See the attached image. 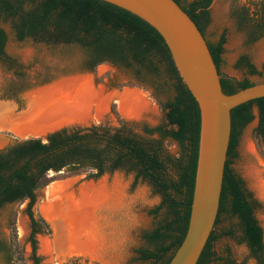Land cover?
I'll list each match as a JSON object with an SVG mask.
<instances>
[{
	"label": "trees",
	"instance_id": "trees-1",
	"mask_svg": "<svg viewBox=\"0 0 264 264\" xmlns=\"http://www.w3.org/2000/svg\"><path fill=\"white\" fill-rule=\"evenodd\" d=\"M174 1L207 40L205 29L211 21L212 0ZM234 15L240 29L247 32L248 42L264 36V0L248 1V5L234 10ZM10 34L20 42L32 40L48 46H76L83 51L82 66L89 72L105 63L127 70L135 83L129 85L151 89L164 113L161 123L151 126L122 118L114 105L116 125L101 122L68 126L52 132L46 140L36 137L15 140L0 151V209L7 203L29 201L27 214L36 264L39 259L35 237L49 227L33 211L36 192L61 176L86 174L87 179L98 180L116 172L133 175V189L139 183H148L162 197L161 204L151 211L160 216V221L156 227L141 233L146 245L134 250L135 261L169 264L189 224L201 114L162 36L139 17L102 0H0V64L15 75H21L22 65L7 53ZM226 42L225 33L215 43L207 40L223 91L232 94L254 83L248 78L238 81L222 75ZM237 67L246 68L250 75L259 74L246 55ZM255 110L259 120L255 138L260 143V138H264V98L244 103L231 112L232 132L219 214L197 264H237L230 253L219 255L214 251L218 238L216 228L223 215L237 220V227L223 234L246 245L256 264H264V231L255 216L258 203L244 180L230 168L241 132L256 118ZM172 142L181 147L177 157L167 150V144ZM9 229V241L0 238V264H25L15 213L10 217Z\"/></svg>",
	"mask_w": 264,
	"mask_h": 264
},
{
	"label": "rangeland",
	"instance_id": "rangeland-1",
	"mask_svg": "<svg viewBox=\"0 0 264 264\" xmlns=\"http://www.w3.org/2000/svg\"><path fill=\"white\" fill-rule=\"evenodd\" d=\"M248 1L256 0H212L211 21L205 29V35L209 42L215 43L223 33L226 34L227 42L220 68L222 75L238 81L248 78L256 84L264 82V36L254 42H248L247 32L240 29L234 15V10L241 8L244 4L248 5ZM6 50L9 55L19 60L22 73L15 75L7 72L0 64V125L2 120H8L11 124V119L17 120L25 115L29 111L35 94H54L58 90L76 91L85 86H91L95 94L94 98L98 96L101 100L100 111L90 110V114L74 119L67 126H90L101 122L116 125V119L112 113L114 105L119 115L126 120L143 121L156 126L164 118V113L151 89L140 85L130 86L129 84L134 83L132 75L123 68L107 63L99 65L93 72L84 70L82 66L84 53L76 46H48L32 40L20 42L10 34ZM245 55L249 57L259 74L250 75L246 68L237 67L239 60ZM122 97L138 100L136 113L125 114L120 109L119 102ZM254 113L256 116L254 121L241 132L236 156L232 158L230 168L244 180L247 190L257 201L255 216L264 231V138H260V143L255 138L259 120L256 110ZM22 139L25 137L16 135L10 129L0 127V151L15 140ZM167 150L175 157L181 153L180 145L175 142L168 143ZM133 182V175L122 172L106 174L98 180L87 179L86 174H80L61 176L47 187L37 191L33 211L49 225L48 230L43 228L42 232L35 237L38 264H137L134 250L146 245L141 238V233L158 225L160 216L156 217L151 214V211L161 204L162 197L148 183H139L133 189ZM61 183H70L71 187L69 186L67 193L68 195L73 194L76 199H80L83 190H89L90 186L94 185L97 189L102 186L101 190L105 188L104 193L106 192L107 200L104 198V202L102 201L101 205H98L92 213L90 212L89 225L93 238H86V236L82 238L81 236L83 242H87V247L90 246L88 253L81 251L78 253L67 246L64 249L63 241L55 246L53 226L41 211V207L45 204L53 203V200L49 198V192ZM91 190L89 193H92ZM63 202L61 214L57 216L59 218L57 220L61 221L59 223H63L57 231L59 241L63 239L64 234L66 235L65 231L67 234L70 232V225L67 222L69 212L64 205L66 201ZM28 203L29 201L26 200L2 206L0 209V238L5 241L11 238L9 220L15 213L18 242L24 262L25 264H36L30 239L32 228L27 214ZM21 219L26 221L27 231L25 233H22L20 229ZM221 220V224L216 228L218 238L214 242V251L219 255L230 253L237 264H256L246 245L239 244L237 239L223 234L233 226L236 228L237 220L229 215H223ZM55 225L58 226L57 221ZM75 228L77 229V224L70 230H76ZM43 240L49 243L48 253L42 251L41 242Z\"/></svg>",
	"mask_w": 264,
	"mask_h": 264
},
{
	"label": "water",
	"instance_id": "water-1",
	"mask_svg": "<svg viewBox=\"0 0 264 264\" xmlns=\"http://www.w3.org/2000/svg\"><path fill=\"white\" fill-rule=\"evenodd\" d=\"M152 26L164 39L174 64L201 114L196 180L186 235L169 264H197L218 218L232 132V110L264 98V82L232 94L223 91L207 40L174 0H102ZM36 138L46 140L61 128ZM33 138L31 136L25 139ZM24 140V139H22Z\"/></svg>",
	"mask_w": 264,
	"mask_h": 264
},
{
	"label": "bare ground",
	"instance_id": "bare-ground-1",
	"mask_svg": "<svg viewBox=\"0 0 264 264\" xmlns=\"http://www.w3.org/2000/svg\"><path fill=\"white\" fill-rule=\"evenodd\" d=\"M94 97L95 94L92 91L91 86H85L76 91L58 90L54 94H35L31 100L32 103L29 111H27L25 115L17 120L11 119V124L8 123V120H2L0 127L10 129L11 132H14L16 135L21 137L40 136L63 125H67L74 119H78L80 116L90 114V110L96 109L97 111H100L101 100L98 96H96V98ZM137 104L138 100L131 97H122L119 102L120 109L125 114L136 113ZM69 186L70 183H61L56 185L49 192V198L53 200V203L45 204L41 207V211L53 226L55 232V246H57L58 242L61 243L63 241L62 247H64V249L68 247L78 253L79 251L88 253L90 246L87 247V242H83L82 238H85L84 236H86V238H90L92 235L91 226L89 225V221L91 219L90 212L92 213L98 205H101L105 198V188L104 190H101L100 188H102V186L100 188L98 187L99 189H97L94 185L90 186L89 190L92 189V193H89V190L85 189V191L83 190L81 193L80 199H76V196L74 198L73 194L68 195L67 190ZM109 196L107 197L108 199ZM63 201H66L64 205H66L67 212H69L67 213V222L70 225V232L67 234L65 227L63 229L66 233V235L63 233L65 238L63 235V239L59 241L57 231L63 223H59L61 221L57 220L59 219L57 216L59 215L61 208L63 209V207H61L63 206ZM68 216L71 218L69 219ZM56 221L58 226L55 225ZM75 224H77V229L75 228L77 231L70 230L72 226H75ZM20 229L22 233L27 231L26 221L23 219H21L20 222ZM81 236L83 237L81 238ZM91 238H93V236ZM41 248L43 252L48 253L50 250L49 243L43 240L41 242Z\"/></svg>",
	"mask_w": 264,
	"mask_h": 264
},
{
	"label": "flooded vegetation",
	"instance_id": "flooded-vegetation-1",
	"mask_svg": "<svg viewBox=\"0 0 264 264\" xmlns=\"http://www.w3.org/2000/svg\"><path fill=\"white\" fill-rule=\"evenodd\" d=\"M31 222V221H30Z\"/></svg>",
	"mask_w": 264,
	"mask_h": 264
}]
</instances>
